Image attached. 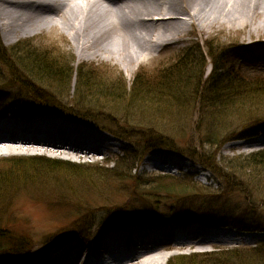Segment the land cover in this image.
<instances>
[{
	"label": "rangeland",
	"instance_id": "rangeland-1",
	"mask_svg": "<svg viewBox=\"0 0 264 264\" xmlns=\"http://www.w3.org/2000/svg\"><path fill=\"white\" fill-rule=\"evenodd\" d=\"M242 28L241 22L234 24L226 21L218 28L219 30L216 28L209 33L203 34L197 28L191 29L182 43L163 47L152 59L134 70L131 76L124 67L115 62H113L116 65L114 69L109 66L113 63L105 60L100 63L89 60L78 62L72 33L60 24L52 28L45 26L35 34L28 32L17 41L5 38L0 29V38L6 47L11 48L19 44L16 53L26 49L40 55L45 54L57 67L65 66L68 73L72 72L70 84L64 81L59 86L57 83L54 85L38 77L35 79L28 74L32 81L52 92L62 104L79 109L82 113L94 115L102 113L106 117L116 118L118 124L126 128L125 134L134 128H139L140 125L143 126L141 128L149 130L150 124H154V127L150 126L152 129L155 128L156 131L177 138L176 140H180L182 145L192 146L188 141L190 138L195 139V143H199L196 138L200 132H197L198 128L195 126L197 113L184 110L181 105L176 110H167L164 106L169 105L171 96L159 82L155 81L163 74L161 73L164 72L163 70L167 72L182 57L186 59L184 61L190 62L193 56L189 55L185 58L188 49L199 48L208 56L209 44L219 50L220 54L223 51L226 64L246 78L264 76V54H259L260 49L264 47V32L248 37ZM252 29L254 30L255 26ZM207 59L206 76L213 68L211 59ZM79 73L81 78L78 77ZM9 77L6 68L0 70V97L11 95L31 106L33 100L30 96L21 92L22 89L13 86ZM82 77L88 79L89 84L91 82L90 89L84 88L83 84L88 82L82 81ZM193 77L191 73L190 78L188 75L181 78L189 80L187 89L189 88L190 92L198 90L197 94L193 95L196 99L202 96L203 89L201 85L198 87L197 78ZM141 85L146 86L147 90L140 87ZM156 98L164 99L167 105L158 104ZM181 98H184L183 95ZM253 98L251 104L257 101L264 102V99L258 96ZM257 138L227 142L217 151L218 157L244 158L264 150V135L261 140ZM122 143L128 146L129 151L118 154L119 159H111L106 163L105 166L109 168L115 163V168L111 171L96 166L83 168L65 162L58 164L38 156L14 158V161L11 157L0 159V181L2 180L0 184L6 186V188L0 186V227L11 228L6 233L16 241L19 249H17L16 261H12L11 264H38L46 259V254L57 249H61L63 254L78 252L79 259L88 248L99 246L100 239L108 238L113 233L111 231L113 228L103 227L102 231L100 227L103 221L109 219V224L113 227L118 226L115 227L118 234H128L126 236L128 245L130 243L136 245L135 238L144 235L156 234L163 237V244L157 243L155 246L161 253L168 255L165 264L171 261L176 263L177 256L227 249H253L260 247L264 242V231L247 232L232 227L222 228L215 221L211 223L193 215L194 212L208 211L218 218L222 215L233 218L230 209L243 206L244 193L240 191L227 193V189H222L223 185L219 184L220 180L211 170L208 171L185 153L168 149L146 151L145 140L137 137L130 138L129 142L123 140ZM153 156L158 165L151 169L152 162L148 158ZM12 161L19 163L21 161L27 167L25 166L21 171L13 170ZM43 166L48 167L43 168ZM136 166L137 170L128 175L130 169ZM240 173V181L244 179L254 183L256 180L255 182L259 183L256 173L252 176L248 172L240 171ZM162 178L171 181L174 186L190 185L194 182L199 190L197 196H202V199L209 196L208 200L212 201L215 199L218 208L203 204L202 199L195 198L189 203L174 205L173 212L168 211L170 207L161 209L160 216H164V220L154 221L152 218L145 220L144 218L148 216L146 212L149 213L150 208L149 202L142 197L147 196L150 190H154L152 186L163 181ZM260 186L264 187V184L261 183ZM254 187L259 188L256 185ZM261 190L262 188L258 189L260 194ZM262 195L264 196V193ZM221 204H226V207H220ZM187 211H192L193 214H187ZM236 211V214H241L240 209ZM246 212L245 216L250 215L249 222L264 221V209L257 208L255 212L249 208ZM128 219L131 222H128ZM132 219H140L141 222ZM78 226L83 229L79 230L86 239L71 237L65 245L74 244V248L65 249L64 245L50 244V241L56 240L54 238L58 234L67 230L71 232ZM191 227L198 231L183 232ZM223 229L226 232H219ZM99 231H102L101 235ZM178 237L193 240L195 243L210 238L212 242L173 247L170 250L163 249L164 245L175 244ZM9 240L0 243L8 245ZM29 244L32 248L26 246Z\"/></svg>",
	"mask_w": 264,
	"mask_h": 264
},
{
	"label": "bare ground",
	"instance_id": "bare-ground-1",
	"mask_svg": "<svg viewBox=\"0 0 264 264\" xmlns=\"http://www.w3.org/2000/svg\"><path fill=\"white\" fill-rule=\"evenodd\" d=\"M226 21L241 22L248 37L264 32V0H0V29L10 41H17L28 32L38 33L45 26L52 28L60 24L72 33L78 62H115L124 67L129 76L163 47L182 43L191 29L209 33L216 28L219 30ZM263 49L259 54H264ZM115 64H110V68L114 69ZM8 96L13 100L14 96ZM16 102L0 103V159L38 156L111 171L113 168L106 167V163L116 159L121 150L128 149L122 143L127 135L121 130L126 128L121 127L116 118L95 114L97 121L81 120L101 129L81 127L65 109L38 107L35 103L30 106L18 98ZM123 118L126 120L124 115ZM105 120L112 124L107 126L102 122ZM141 127L130 130L134 137L140 138L139 134L145 131ZM150 160L153 169L158 162L155 157ZM197 231L191 227L183 232ZM127 235L100 239L101 244L94 248L96 254L86 251L78 259V252L63 254L58 249L46 254V259L38 264L167 262L168 255L155 246L163 244V237L144 235L136 238V245H128ZM211 242L206 238L196 243ZM196 243L178 237L175 244L162 247L170 250ZM68 248H74V244Z\"/></svg>",
	"mask_w": 264,
	"mask_h": 264
},
{
	"label": "trees",
	"instance_id": "trees-1",
	"mask_svg": "<svg viewBox=\"0 0 264 264\" xmlns=\"http://www.w3.org/2000/svg\"><path fill=\"white\" fill-rule=\"evenodd\" d=\"M1 40L0 38V70L6 68L9 71V78H11L13 86L20 90L22 89L21 92L28 94L40 106L61 108L65 109L64 111L68 113L73 112L87 120H98V118L93 116L94 114L82 113L79 109L68 107L60 101H57L58 99L54 97L55 95L52 92L49 91V93L45 88L40 87L30 78L33 77L36 79L38 77V79H44L48 83H57L58 86L63 84L64 81L70 84L72 72L68 73L65 66L63 68L57 67L45 54L40 55L31 50L25 49L23 52L16 53L17 51L15 50L19 44L10 48L6 47ZM28 46L32 47L30 45ZM185 54L187 55L185 58L189 55L193 56L190 62L184 61L186 59L182 57L169 70L167 69V72L163 70L164 72H161L163 74L155 81L159 82L170 94L169 105L162 98H156L155 101L160 105H167L164 106L167 107V110H176L181 105L183 107L182 109L190 110L194 114L197 113L196 115L198 116L195 126L198 128L197 132L200 133L198 138H195L199 143H195V139L190 138L188 141L192 146L182 145L180 140H176L177 138L171 137L165 132L156 131L154 130L155 128L152 129L150 126L154 127V124H150L149 130L145 129L143 133L139 134V137L145 140L146 151L152 149H168L185 153L188 157L202 164L207 170H211L215 177L220 180L219 184L221 186L223 185L222 189H227V193L236 191L244 193L246 202L244 200L242 203L243 206L230 209L233 218L226 217L225 215L218 218V216L208 211L194 212L192 210L194 214L191 213L192 211H187V214H193L204 221H215L218 226L224 225L240 231H264L263 220L249 222L250 215L245 216L249 208H252L255 212L257 208L264 209V196L262 195L264 193V187L260 186L261 183L264 184V150L249 154L244 158H220L217 153L222 145L229 141L251 139L262 132L264 133V102L261 103L256 100L257 102L253 103L256 105L253 106L251 104L254 99L253 97L258 96L264 99V76L246 78L233 67L226 64L223 51L220 54L219 50L210 44L208 56L199 48L188 49ZM206 57L211 59L213 64V69L208 76H206L208 60ZM191 73L194 76L193 78H197L199 83L198 87L202 86L203 91L200 98L195 99L193 96L197 94V89L193 92H190L189 88L187 89L189 87V80H183L181 78L184 75H188L190 78ZM28 74L31 76L29 77ZM80 76L79 73L78 77L81 78ZM82 81L88 82L83 84L84 88H91V82L89 84L88 79L82 77ZM77 82L79 83V81ZM140 87L146 88L144 85ZM182 95L184 98H181ZM203 128L205 132H203ZM121 131L124 134L126 133L125 129ZM126 135L128 138L134 137L132 132ZM195 144L197 146H194ZM197 147L201 149L198 150ZM13 161L11 163L13 170L17 169L21 171L26 166L21 161L20 163ZM54 166L57 167L56 165ZM45 167L48 166H43V168ZM134 170L135 167H132L128 175ZM240 171L248 172L251 176L256 173L257 182L260 184L256 183L255 179L254 183L244 179L240 181ZM174 185L171 181L168 182L163 179V181L152 186L154 190H150L147 196L142 197L149 202L148 207L150 208L148 209L149 213L146 212L149 217L144 218L145 220L148 218H152L154 221L162 220L164 216H160L161 209L170 207L168 211L173 212V206H177L178 203H189L195 198L202 199V196H197L199 194L197 191L199 190L194 182H191L190 185ZM255 185L259 186V188H255ZM260 188H262L260 191L261 194L258 191ZM208 197L202 199V203L218 208V202L215 199L214 201L208 200ZM220 207L224 208L226 204H221ZM237 209L241 210V214H236ZM139 220L132 219V221L137 222ZM109 221L110 219L103 221L100 224L101 229L103 227H110L112 224H109ZM127 221L129 222L131 220L128 219ZM10 229L7 226L0 227V242L10 239L7 243L8 245L0 243V261L11 258L15 255V250L18 249L15 243L16 241L11 239L9 234L6 233ZM79 229L83 230L78 226L71 232L68 230L64 231L56 236V240L61 242L71 234L81 235L82 233ZM26 246L31 247L30 244ZM175 259L177 261L176 263H172L171 261L169 264H264V242L260 244V247L253 249H227L211 253H195L189 256H177Z\"/></svg>",
	"mask_w": 264,
	"mask_h": 264
}]
</instances>
